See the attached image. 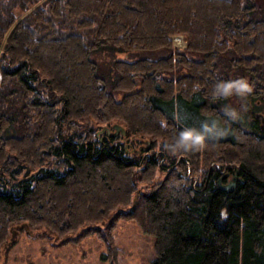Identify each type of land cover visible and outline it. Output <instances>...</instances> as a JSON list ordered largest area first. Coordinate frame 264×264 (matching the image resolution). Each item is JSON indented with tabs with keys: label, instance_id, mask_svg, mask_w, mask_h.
<instances>
[{
	"label": "trees",
	"instance_id": "16d2710c",
	"mask_svg": "<svg viewBox=\"0 0 264 264\" xmlns=\"http://www.w3.org/2000/svg\"><path fill=\"white\" fill-rule=\"evenodd\" d=\"M39 1L0 0V248L19 225L62 236L116 212L155 236L152 264H264V21L248 22L244 0H46L18 21L15 10ZM107 46L167 53L115 60L111 82L91 58ZM228 53L249 76L244 100L213 97L217 82L232 80L219 71ZM11 97L21 111L10 117ZM234 100L247 105L238 121L221 111ZM21 114L27 130L13 135ZM209 117L229 135L163 149ZM136 135L146 147L129 141ZM158 169L166 176L150 187ZM225 174L233 191L219 188Z\"/></svg>",
	"mask_w": 264,
	"mask_h": 264
},
{
	"label": "rangeland",
	"instance_id": "374dc122",
	"mask_svg": "<svg viewBox=\"0 0 264 264\" xmlns=\"http://www.w3.org/2000/svg\"><path fill=\"white\" fill-rule=\"evenodd\" d=\"M45 1L46 0H40L28 11L20 9L15 10L18 21L27 16L37 6L44 4ZM188 2L189 0H185V3ZM243 5H248L253 9V11L246 16L248 22L256 24L264 21V0H244ZM247 11H250V9H247ZM178 37H181L182 41L179 40ZM172 39L175 48L182 51L186 50L188 41L185 34L179 33L173 35ZM109 46H107L108 48L103 47L100 48V50L98 49V51L92 53L91 58L98 64L99 73L106 76L111 82L117 80L118 76H120L114 66L115 60L124 59L134 61L139 58L154 59L162 57L167 53L165 49L122 52L121 50L110 48ZM2 53H4V48H2V52H0V61ZM231 57V53L220 57V74L223 76L228 75L232 80L243 78L244 76H247V79H249V76L246 75L245 71L241 68L232 67L230 65ZM262 66L263 65H259L258 73L262 71ZM109 87L111 91L114 90L112 84L109 85ZM137 88H140V85L137 86ZM116 95L117 99H121L123 96L122 93L117 91ZM9 100L10 102L5 101V106H10L9 115L11 117L12 114L20 112L21 107L20 103L11 107L12 100L13 102L16 101L15 97H11ZM242 102L241 100H234L232 106L240 108L242 104H245V102ZM249 104L251 105V103ZM249 107L250 106H248V108ZM245 111L246 110H243L242 113ZM257 111L259 112L258 109ZM260 112L264 114V108L261 109ZM23 117L24 115L21 114L18 118L20 122H17L11 127V134L19 136L27 130L29 119L25 117L24 120H22ZM21 120L24 122V126H22ZM117 122L121 121L119 120ZM80 123L82 127L85 126L83 121ZM109 125V122L98 123V131H100L102 127L105 128ZM103 130L104 129L100 132L104 133ZM146 140L147 139L140 135H136L129 139L130 142L135 143L136 148L146 147ZM145 153L152 155L153 152L148 151L144 152V154ZM18 155L11 152L12 159L9 164H16V161L19 162ZM36 171H38V169L34 170V172ZM26 173L27 171L24 170L20 178L27 177L28 175H26ZM165 176L166 172L158 169L156 177L153 183L150 184V187L164 179ZM136 196L137 198L135 199ZM136 196L133 200L134 205L138 200V194H136ZM116 215L117 213L114 212L103 221L93 223V225L90 226L80 227L62 236L50 231L46 227H41L36 230L30 228L29 230L20 229L15 240L11 242L12 232L7 244L0 248V264H152L153 260L156 258L155 236L144 232L136 220L128 218L117 219L118 216ZM111 249L118 250L116 256L110 257L109 254H111Z\"/></svg>",
	"mask_w": 264,
	"mask_h": 264
},
{
	"label": "clouds",
	"instance_id": "9594fccd",
	"mask_svg": "<svg viewBox=\"0 0 264 264\" xmlns=\"http://www.w3.org/2000/svg\"><path fill=\"white\" fill-rule=\"evenodd\" d=\"M252 91V86L246 78L236 80H221L213 88V97L229 98L239 97L241 100L247 98ZM247 105L242 104L240 108L231 105H223L221 111L224 117L231 121L241 119L242 111ZM230 129L215 117L200 120L197 124L183 127L172 142H166L163 149L166 152L190 151L203 145L209 139H220L229 135Z\"/></svg>",
	"mask_w": 264,
	"mask_h": 264
},
{
	"label": "water",
	"instance_id": "95a60500",
	"mask_svg": "<svg viewBox=\"0 0 264 264\" xmlns=\"http://www.w3.org/2000/svg\"><path fill=\"white\" fill-rule=\"evenodd\" d=\"M121 130H122V127L119 126V125H116V132L118 133V132L121 131ZM225 175L228 176V174H225ZM225 175H224V176H225ZM222 179H223V177H221V178L219 179V188H220V189H223V190H225V191H227V192L233 191L234 188H235L236 185H237V181H236V179H235V180H232L229 184H223V183H222ZM136 198H137V196L135 197V199H136ZM23 227H25V228H27V229L29 228L27 224L19 225V226L15 227V228H12L13 235H12L11 242L15 240V238H16V236H17V233H18L19 229H21V228H23Z\"/></svg>",
	"mask_w": 264,
	"mask_h": 264
},
{
	"label": "flooded vegetation",
	"instance_id": "af4514ba",
	"mask_svg": "<svg viewBox=\"0 0 264 264\" xmlns=\"http://www.w3.org/2000/svg\"><path fill=\"white\" fill-rule=\"evenodd\" d=\"M236 178L228 176H223L222 183L223 184H229L232 180H235Z\"/></svg>",
	"mask_w": 264,
	"mask_h": 264
},
{
	"label": "bare ground",
	"instance_id": "6f19581e",
	"mask_svg": "<svg viewBox=\"0 0 264 264\" xmlns=\"http://www.w3.org/2000/svg\"><path fill=\"white\" fill-rule=\"evenodd\" d=\"M178 39L182 41V38L181 37H178Z\"/></svg>",
	"mask_w": 264,
	"mask_h": 264
}]
</instances>
